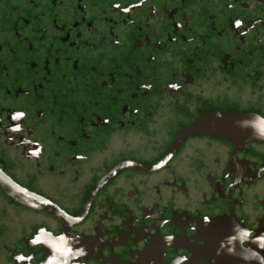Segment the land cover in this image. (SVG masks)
<instances>
[{
    "label": "flooded vegetation",
    "instance_id": "1",
    "mask_svg": "<svg viewBox=\"0 0 264 264\" xmlns=\"http://www.w3.org/2000/svg\"><path fill=\"white\" fill-rule=\"evenodd\" d=\"M216 112L264 119V0H0V170L77 220L0 188V264H264V143L167 156Z\"/></svg>",
    "mask_w": 264,
    "mask_h": 264
},
{
    "label": "water",
    "instance_id": "2",
    "mask_svg": "<svg viewBox=\"0 0 264 264\" xmlns=\"http://www.w3.org/2000/svg\"><path fill=\"white\" fill-rule=\"evenodd\" d=\"M194 135L221 137L230 141L236 147H243L249 141L264 143V119L257 115L233 112H216L205 115L179 133L167 156H171L186 137ZM169 159L163 158L156 166L143 169H157L166 164ZM0 188L6 196L17 204L56 217L64 223L77 221L76 219H71L50 201L18 185L2 170H0ZM47 238L48 243L52 244L54 253V248L59 249L60 252L66 250V253H64L66 258L80 257L83 253L82 245L72 238V233L67 230L59 239H54L51 235Z\"/></svg>",
    "mask_w": 264,
    "mask_h": 264
}]
</instances>
